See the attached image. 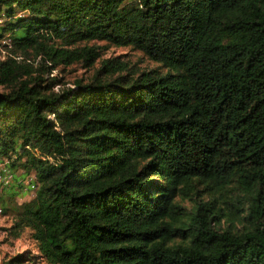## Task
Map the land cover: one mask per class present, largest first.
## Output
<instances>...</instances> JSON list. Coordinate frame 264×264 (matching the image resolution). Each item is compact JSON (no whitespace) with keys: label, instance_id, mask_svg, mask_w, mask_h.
I'll list each match as a JSON object with an SVG mask.
<instances>
[{"label":"trees","instance_id":"trees-1","mask_svg":"<svg viewBox=\"0 0 264 264\" xmlns=\"http://www.w3.org/2000/svg\"><path fill=\"white\" fill-rule=\"evenodd\" d=\"M1 50L0 161L37 186L0 212L38 253L0 264H264V0H0Z\"/></svg>","mask_w":264,"mask_h":264},{"label":"rangeland","instance_id":"rangeland-1","mask_svg":"<svg viewBox=\"0 0 264 264\" xmlns=\"http://www.w3.org/2000/svg\"><path fill=\"white\" fill-rule=\"evenodd\" d=\"M100 43H102L100 41ZM5 54L4 50L0 52V59H2ZM124 54V57H131L134 62L143 68L144 66H153L156 63L146 59L145 57H141V52L132 50L128 46H109L104 50L103 57ZM140 57V58H139ZM91 73V69L80 67L79 65H74L72 68H68L67 70H61L60 68L51 69L50 75H59L61 76L66 84H69L76 77L86 78ZM60 86H55V89ZM1 89V87H0ZM23 169H11V178L7 184L2 185L0 182V191L3 186V198L6 197V191L8 187L16 190L18 193L15 195V199L18 202L26 201L33 197L34 189L28 188L25 183H22L21 178L25 175L23 173ZM8 178V179H9ZM11 224V216L9 214L0 212V261L14 253L26 251L28 250L30 254H37V248L35 246L34 240L29 237V230L26 228L21 233L19 237L13 238L10 236L6 230V228ZM34 264V263H32ZM35 264H47L43 260L39 259Z\"/></svg>","mask_w":264,"mask_h":264},{"label":"built area","instance_id":"built-area-1","mask_svg":"<svg viewBox=\"0 0 264 264\" xmlns=\"http://www.w3.org/2000/svg\"><path fill=\"white\" fill-rule=\"evenodd\" d=\"M11 176H12L11 172L6 167L5 162L0 161V181L8 182L10 180ZM35 179H36V177H35V174H33V173L26 175V176H23L21 178L22 183H25L27 186H30L34 190L36 189V186H37Z\"/></svg>","mask_w":264,"mask_h":264}]
</instances>
